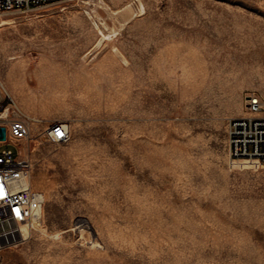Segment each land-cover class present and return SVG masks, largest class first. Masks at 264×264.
I'll return each instance as SVG.
<instances>
[{
    "label": "rangeland",
    "instance_id": "1",
    "mask_svg": "<svg viewBox=\"0 0 264 264\" xmlns=\"http://www.w3.org/2000/svg\"><path fill=\"white\" fill-rule=\"evenodd\" d=\"M8 17L0 94L39 120L21 150L47 234L0 264H264V164L228 151L245 96L264 100V0H65ZM94 21L117 34L97 46ZM57 121L58 143L41 135Z\"/></svg>",
    "mask_w": 264,
    "mask_h": 264
},
{
    "label": "built area",
    "instance_id": "2",
    "mask_svg": "<svg viewBox=\"0 0 264 264\" xmlns=\"http://www.w3.org/2000/svg\"><path fill=\"white\" fill-rule=\"evenodd\" d=\"M63 1L0 0V19ZM245 108V115L231 117L228 121L229 156L234 160H257L264 164V100L258 94H247ZM36 120L24 113L10 95L0 94V127L6 130L5 138H0V262L3 250L29 240L33 232L44 225L46 196L33 187V162L21 150L24 145L30 147L32 122ZM41 135L56 143L66 141L68 124L51 123ZM14 143L18 150L9 147Z\"/></svg>",
    "mask_w": 264,
    "mask_h": 264
},
{
    "label": "bare ground",
    "instance_id": "3",
    "mask_svg": "<svg viewBox=\"0 0 264 264\" xmlns=\"http://www.w3.org/2000/svg\"><path fill=\"white\" fill-rule=\"evenodd\" d=\"M106 4V3H105ZM110 8L109 5L106 4L105 8ZM133 5L132 4H128L126 5L124 8L120 9V10H113V13L119 14V13H124V12H128L130 13V15L128 16V18L134 13L133 10ZM141 12L143 13L145 11V5L143 2H140V8ZM13 21L11 20L10 17H2L0 19V26L5 25V24H10ZM96 24L98 25V28L100 30V33L102 35V37L100 38V40L98 41L97 46H102V43L106 40V39H110L113 35L117 34V30L116 29H112L109 31V33H106L100 26V24L97 21ZM105 27H107L106 24H104ZM18 105V104H17ZM20 108V107H19ZM33 185V182H32ZM34 187V186H33ZM35 188V187H34ZM87 220L86 219H80L77 223L78 225H76V227H74L75 230H79L80 234H81V239H86V238H91L92 241H94L95 243L97 242V239L95 237V234L93 236H91L90 231L88 230V228L85 226V223ZM91 225V224H90ZM39 228V227H38ZM39 232L43 233V234H47V230L44 228V225L42 227L39 228L38 230ZM26 234H29L30 231L29 229L25 230ZM97 244V243H96Z\"/></svg>",
    "mask_w": 264,
    "mask_h": 264
},
{
    "label": "water",
    "instance_id": "4",
    "mask_svg": "<svg viewBox=\"0 0 264 264\" xmlns=\"http://www.w3.org/2000/svg\"><path fill=\"white\" fill-rule=\"evenodd\" d=\"M6 130L4 127H0V138H5Z\"/></svg>",
    "mask_w": 264,
    "mask_h": 264
},
{
    "label": "crops",
    "instance_id": "5",
    "mask_svg": "<svg viewBox=\"0 0 264 264\" xmlns=\"http://www.w3.org/2000/svg\"><path fill=\"white\" fill-rule=\"evenodd\" d=\"M245 114H246V113H245V112H243V111L240 113V115H245Z\"/></svg>",
    "mask_w": 264,
    "mask_h": 264
},
{
    "label": "snow or ice",
    "instance_id": "6",
    "mask_svg": "<svg viewBox=\"0 0 264 264\" xmlns=\"http://www.w3.org/2000/svg\"><path fill=\"white\" fill-rule=\"evenodd\" d=\"M19 212V210H17Z\"/></svg>",
    "mask_w": 264,
    "mask_h": 264
}]
</instances>
